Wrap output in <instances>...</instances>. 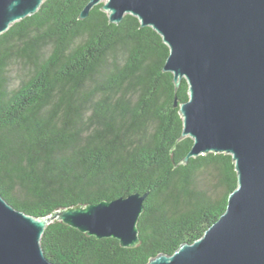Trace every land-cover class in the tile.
Segmentation results:
<instances>
[{
	"label": "trees",
	"instance_id": "16d2710c",
	"mask_svg": "<svg viewBox=\"0 0 264 264\" xmlns=\"http://www.w3.org/2000/svg\"><path fill=\"white\" fill-rule=\"evenodd\" d=\"M89 0H45L0 35V195L35 218L148 196L139 244L87 236L58 220L41 238L54 264H148L192 244L225 212L237 187L232 157L183 159L178 88L163 72L169 49L125 15L111 24Z\"/></svg>",
	"mask_w": 264,
	"mask_h": 264
},
{
	"label": "water",
	"instance_id": "95a60500",
	"mask_svg": "<svg viewBox=\"0 0 264 264\" xmlns=\"http://www.w3.org/2000/svg\"><path fill=\"white\" fill-rule=\"evenodd\" d=\"M44 1L0 0V35ZM100 3L111 24L131 15L154 30L169 49L163 72L173 75L175 88L186 81L188 101L174 98L181 138L193 141L182 163L226 154L237 174L225 212L202 237L148 264H264V0H89L79 19ZM147 196L133 193L35 218L0 195V264H54L41 247L54 220L134 248Z\"/></svg>",
	"mask_w": 264,
	"mask_h": 264
}]
</instances>
